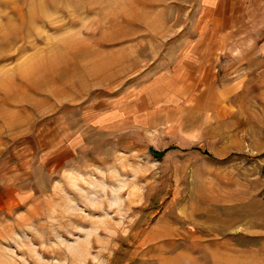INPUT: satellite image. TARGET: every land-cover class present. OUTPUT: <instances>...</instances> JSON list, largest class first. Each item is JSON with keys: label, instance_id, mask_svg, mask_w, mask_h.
<instances>
[{"label": "rangeland", "instance_id": "obj_1", "mask_svg": "<svg viewBox=\"0 0 264 264\" xmlns=\"http://www.w3.org/2000/svg\"><path fill=\"white\" fill-rule=\"evenodd\" d=\"M259 34L264 0H0V264H264Z\"/></svg>", "mask_w": 264, "mask_h": 264}, {"label": "crops", "instance_id": "obj_2", "mask_svg": "<svg viewBox=\"0 0 264 264\" xmlns=\"http://www.w3.org/2000/svg\"><path fill=\"white\" fill-rule=\"evenodd\" d=\"M260 29H261V26H260ZM255 35L256 34H254V36ZM255 42H256V47L253 50V54L258 60L264 61V35L262 36H260V34L257 35L255 37Z\"/></svg>", "mask_w": 264, "mask_h": 264}]
</instances>
